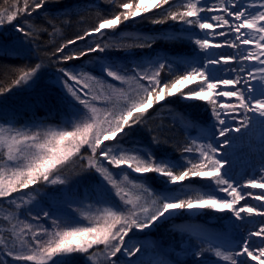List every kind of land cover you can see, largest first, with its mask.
<instances>
[{"label": "snow or ice", "instance_id": "obj_1", "mask_svg": "<svg viewBox=\"0 0 264 264\" xmlns=\"http://www.w3.org/2000/svg\"><path fill=\"white\" fill-rule=\"evenodd\" d=\"M47 2L48 0H16L7 14L0 13V25H4L6 21L12 23L20 16H31ZM165 5L169 7L165 9ZM119 9L111 18L101 17L95 27L56 48L52 55L58 57L57 63L125 47L115 42L108 44L100 41H103L108 30L115 31L121 23L133 20L151 9H161L167 13L153 19L152 23L162 24L170 19L186 25L183 32L200 36L195 40L190 38V41L201 51L196 52L193 59L169 62L168 57H158L150 63L153 69L151 72H141V65H136V75L132 79L146 81V84L140 85L142 95L126 96L119 109H106L103 119L94 106L99 97L93 95L89 98V93L101 81L76 69L59 68L57 82L65 89L63 102L77 116L81 111L78 106L87 109L78 122L70 125L72 130L41 131L40 126L34 123L33 128L37 129L35 132L13 134V129L5 130L0 127V147L6 146L5 157L0 162V199H7L10 208L13 205L17 209L20 207L12 194L28 189L31 185L40 182L65 184L66 181L55 173L74 156L86 161L83 171L95 169L100 174L98 186L103 190L101 202L109 203V200L103 199V193L113 190L121 201L119 205L105 209L94 226L70 227L49 234L41 225H37V234L31 224L25 225L27 232L24 228L17 232L18 225L13 224L7 236L0 229V255L11 257L12 264H73V254L85 257L84 264H92L101 255V264H118L120 254L127 258V264H143L139 258L131 259L141 253L142 248L126 242L125 238L129 237V233H134V230L144 232L177 213L212 209L230 212L229 219L234 226L240 221L255 224L256 230H248L246 234H242L234 245L235 251H224L219 245L213 246L211 242L202 241V244L208 243V248L196 245V250L191 255L194 258L203 257L206 251H214L216 257H223L230 264H264V135L261 137L259 163H253L251 169L244 174L235 172L236 161L227 151L233 148L238 139L232 133L239 134L243 130L247 134L254 121H259L264 127V0H197L195 3L188 0L182 5V10H171V0H155L154 3L149 0L147 5L144 0H122ZM30 27L27 21L16 25L17 31L26 38H30L31 31H35H26ZM94 36L99 37V41H94L95 46L88 45L72 54H64L69 45ZM219 37L224 39L214 42ZM176 39L182 37L177 36ZM154 43V38H147L139 46L151 47ZM223 48L234 51H217ZM100 63L101 72L105 76L121 82L130 79L126 75L128 70L114 62L104 60ZM173 64L181 69L180 74L172 67ZM40 68L41 65L36 64L28 70L22 69L14 84L31 87L39 79L37 73ZM165 69L171 79L161 76ZM227 75L232 78H225ZM197 81L199 83H196V87L188 88V85ZM108 87L114 88L112 85ZM185 88H188L187 92L183 91ZM10 91L11 89L0 87V95ZM117 91L123 92L122 89ZM176 94L185 100L199 99L210 106L215 121L212 128L217 129V125L219 126L218 130L212 132L211 142L196 146L193 141V146L183 149L180 159L157 158L142 147L125 148L122 141L130 136L136 126L144 123L149 109ZM112 95V91H108L106 98L111 99ZM152 139L156 140L155 137ZM109 141H114L117 147L105 143ZM85 146L90 150V155L81 153ZM185 153L195 155L189 158ZM110 167L120 169L125 180H128L129 170L139 174V179L145 180L147 174L155 173L166 187L162 192L156 193L143 183L134 185L141 188L150 200L152 207H146L145 203L148 201L142 203V197L137 196L135 201L127 197L115 178L121 172L114 175L109 171ZM52 176L55 178L50 179ZM194 178L207 181L205 186L208 191L192 195L196 190L184 182H191ZM255 189H260L261 192L254 194ZM219 193H226L227 196L218 198ZM246 198L256 201L255 206L245 203L237 207ZM37 208L43 218L52 219L56 215L55 210L50 213L42 206L37 205ZM10 217L14 218V214H10ZM257 217L258 221L255 219ZM40 218L37 216L34 219ZM52 223L55 227L57 221L53 220ZM48 235L50 239L43 242L42 238ZM16 239L21 241L19 249L12 243ZM101 245L102 252H96L94 249ZM0 264L9 262L0 259ZM150 264L179 262L165 254L164 258ZM195 264L208 262L200 259Z\"/></svg>", "mask_w": 264, "mask_h": 264}, {"label": "trees", "instance_id": "obj_2", "mask_svg": "<svg viewBox=\"0 0 264 264\" xmlns=\"http://www.w3.org/2000/svg\"><path fill=\"white\" fill-rule=\"evenodd\" d=\"M121 2L122 0H99L98 3L92 0H48L42 9L33 12L31 16H20L12 23L6 21L4 25H0V87L11 89L10 92L0 95V123L21 128L33 126L34 123L37 125L51 124L56 126H63V124L67 123L64 127L68 130L71 124H68L69 122H66V120L71 116V113L58 103L49 104L48 100H42L40 104L42 103V107L44 108L34 106L30 109L25 103L19 107L18 105L12 104L11 100H2L10 96L12 91L20 87V85L16 86L14 81L21 74V70H28L36 64L41 65L38 71L39 76L47 74L48 72L58 73L59 68H67L69 70L77 68L78 71L90 70L93 72L94 70L88 66L89 63L103 60L114 63L115 61L121 62V59L111 52L120 54L125 50L149 49L150 47L139 46L145 43L146 38L140 39L130 35L120 41L118 36H104L103 41H100L101 43L112 44L115 42L125 47L109 49L104 53H91L85 57L66 63H57L58 57L52 55L56 48L64 45L68 40L83 35L84 31L95 27L101 17L111 18L112 14L120 10L119 5ZM15 3L16 0H0V13L7 14ZM171 3L173 8L175 2ZM168 7V5H165V9ZM162 14L163 10L161 9L152 10L143 15L141 21L149 25L153 19L161 17ZM25 21L31 26L26 31L35 29V31H31L30 38H26L23 34L15 30L16 25L23 24ZM171 22L175 21L169 19L165 24ZM148 38L155 39V43L152 44L153 47L156 46V48L160 47L161 49L168 50L165 51V55L169 58V62L174 60L170 56L171 52L169 51H186L179 43L166 38L161 32H156V35L152 34ZM14 40L23 41L24 44L21 46V49L1 46V43ZM94 41H99V37L94 36L77 41L76 44L69 45L65 48L64 54H72L73 52L86 48L88 45L95 46ZM172 67L175 69L179 68L176 64H173ZM177 74H180L179 70H177ZM161 76L165 79H171V75L169 73L167 74V69L161 73ZM48 99L55 103V97L51 94ZM164 107L165 105L155 104V107L149 109L144 123L136 126L129 137H125L139 138L140 144L125 143L127 148L133 146L145 149L149 148V151L157 158L167 157L173 159L181 156L183 149L188 147L186 134L183 133L184 127L178 120L170 116V113L165 112ZM183 110L185 112L190 111L188 109ZM78 120L79 118L76 119L75 123ZM153 137L156 138L155 141H153ZM105 143L109 146L115 144L114 141ZM5 152L6 146L0 147V162L3 161ZM81 153L84 155L91 154L87 146L81 149ZM85 163L86 161H81L74 156L63 167L58 168L55 174L59 175L60 179L65 180V184L57 183L52 185L40 182L36 185L29 186L28 189L13 193L12 196L16 198V203L20 205L18 209L15 205L10 208L7 199H0V229L3 230V235H8V230L11 229L13 224L18 225L17 232H19L20 228H24L25 232H27L25 225L31 224L34 226L33 231H37L36 226L41 225L49 234L54 231H63L70 227L89 226L91 220H86L81 217L79 215L80 210L88 207V205L94 209V203L98 200L101 203L103 190L98 186L100 174L95 169L83 171L82 169ZM148 177L152 179L156 178L155 173H149ZM53 178L55 176L50 177V179ZM103 199L109 200V203L113 205H118L119 203V200L111 193H103ZM22 201L31 202L23 203ZM37 205L44 207L50 213L55 210L56 215L52 219L43 218L42 214L38 211ZM10 214H14V218H11ZM37 216L41 218L39 220L34 219ZM5 217H10V219H5ZM53 220L57 221L55 227L52 223ZM160 232L163 242L167 241L168 243L170 242L171 246H178V244H175L176 234L173 230L162 228ZM37 234H39L38 231ZM28 235L30 236L31 233H28ZM49 239L50 235L42 238L43 242H47ZM12 243L19 249L21 244L19 239L12 241ZM73 256V264H84L85 259L80 254H73ZM0 259H4L9 264H12L11 257L0 255Z\"/></svg>", "mask_w": 264, "mask_h": 264}, {"label": "rangeland", "instance_id": "obj_3", "mask_svg": "<svg viewBox=\"0 0 264 264\" xmlns=\"http://www.w3.org/2000/svg\"><path fill=\"white\" fill-rule=\"evenodd\" d=\"M92 1L95 3L99 2V0ZM152 2L154 3L155 0H152ZM171 2H175L171 10H182V5L186 4L188 0H171ZM192 2L195 3L197 0H192ZM144 3L146 5L149 4V0H144ZM152 10L155 9H151L150 11ZM145 14L146 13H142L141 16L125 22L123 25L120 24V27L118 26L115 31L108 30L105 36H118L119 40L121 41L130 35L136 38L143 37L147 39L148 37H151L152 34L156 35V32H161L166 38L171 39L173 42L179 43L181 47L186 49V51H169L171 52L170 56L173 57L174 60L193 59L195 58V53L201 51L190 41V38L191 40H195L200 38V36L192 35L189 32H183L182 29L186 28V25L180 24L178 22H171L169 24L150 23L147 25L143 23L144 21H141L142 16ZM163 15H167V13L163 11ZM201 15H203V13H201ZM177 36L182 37V39H176ZM1 44V46H10L21 49V46H23L24 43L20 40H14ZM165 51L168 50L151 46L149 49L125 50L120 54L111 52L121 59V62L115 61L116 65L120 66L122 69L128 70L126 75L130 79H128L127 82L117 81L112 77L105 76L101 72L102 70L100 61L88 64V66L94 70L93 72L95 73L91 72L90 70L79 71L80 73L87 74V76H94L101 81L100 84H96L94 86V91L89 93V98H91L93 95L99 97L95 101L94 106L99 110V116L101 119H103V114L106 109H119L124 104L126 96L142 95L140 92V85L146 84V81L143 79H132V77H135L136 75V65H141V68L139 69L141 72H151L153 70L152 67H150L151 61H154L158 57H166L167 55H165ZM177 70L181 71L180 68H177ZM37 75L39 79L35 84H32L31 87L21 84L20 87L10 93V96L6 97L2 101L11 100L12 104L18 105L19 107L23 106L25 103L30 109L34 106L37 108H44L42 107V103L40 104L42 100H48L49 104L58 103L71 113V116L66 120V122H69L68 124L75 123L77 118L80 119V117L84 115L87 109H83V106H78L81 111L79 116H77V114L72 112L63 102L62 98L65 95V89H62L61 85L57 82L59 72H48L42 76H39V73H37ZM62 78L63 77H61V79ZM85 82H88L87 79H85ZM196 83H199V81L188 85V88L196 87ZM109 85L114 86V88L109 89ZM188 88L183 89V91L187 92ZM48 89L49 91H47ZM120 89L123 90L122 93L117 91ZM108 91H112L113 93L111 99L106 98V93ZM50 94L55 97V103L48 99ZM158 105H165L163 108L165 109V112L170 113V116L178 120L183 125V133L186 134L188 146H193V141H195L196 146L200 144L206 145L207 143L211 142L210 138L212 136V132L218 130V125L217 129L212 128V125L215 123V121L212 116L211 108L207 105V102L201 101L199 99L185 100L182 99L179 94H176L170 96ZM153 107H155V104ZM183 109H188L190 111L185 112ZM66 125L67 123L63 124V126L51 124L39 125V130L46 131L48 129H67L64 127ZM0 127H3L5 130L9 128L13 129V134H15V132H28V134H31V132H35L37 130L36 128H33V126H25V128H21L2 123H0ZM68 130H72L71 127H69ZM4 134L6 135L7 131ZM139 140L140 139L136 137L125 138L124 141H122V144L125 148H127L125 143L140 144ZM111 147L115 148L117 145L114 144ZM147 150H149V148ZM184 155H189V158H191L195 155V153H185ZM180 158L181 156L173 159ZM193 162H195V160ZM109 171L113 172L114 175L116 172H121L120 169H113L111 167L109 168ZM127 174L128 180L124 179L123 172L115 177L120 186L124 189V193L129 199L134 201L137 196L142 197L141 202L143 203L144 201H148L145 203V206L151 208V202L148 200V197L144 194L143 190L139 187H134V185H140L143 183L146 185V187L150 188L156 193L162 192L166 186L162 184V181L156 176V174V178L154 179L148 177L147 174L146 180L139 179V174H135L130 170ZM206 183L207 181L201 180L199 178H194L191 182L187 180L184 182L185 185L190 184L191 188L196 190V192L192 193V195L197 194V192L199 194H203L204 192L208 191L205 186ZM106 193H111L119 200V197L116 196L114 190ZM226 196V193L218 194V198ZM120 203L121 201L119 200L118 205ZM114 205L110 203L103 204L98 200L94 203V209L88 205V207L82 208L80 210L79 215H81V217L85 218L86 220H91V224H89V226H94L95 222L102 215L103 211L105 209L113 208ZM230 216V212L227 211L219 212L212 209H200L198 211L177 213L171 218L157 223L154 227L144 230V232H136L134 230V233H129L130 240L129 237L125 238L126 242L141 246L142 252L137 253V255L131 259L139 258L143 264H150V262H155L161 258H164L165 254H168L171 259L178 261L179 264H195V261L200 259L207 260L208 264H227L221 257H216L214 251H206L203 257L195 258L191 255V252L196 250V245H202L205 249H207L208 243L202 244V241L211 242L213 246H221V244L226 242L229 243L230 241L237 242L239 240L235 231L237 226L232 224V221L229 219ZM162 228L173 230V232L176 234L175 244H178L177 247L174 245L171 246L170 242L168 243L167 241H162V234L160 232ZM96 249V252H102L103 245ZM118 257V264H127V258L120 256V254H118ZM102 260L103 256L101 255L100 258L98 260H94L92 264H101Z\"/></svg>", "mask_w": 264, "mask_h": 264}, {"label": "bare ground", "instance_id": "obj_4", "mask_svg": "<svg viewBox=\"0 0 264 264\" xmlns=\"http://www.w3.org/2000/svg\"><path fill=\"white\" fill-rule=\"evenodd\" d=\"M249 2H251V0H249ZM217 31H219V29H217ZM223 39H224L223 37H219L214 42H220ZM217 51L231 52L234 50L223 48V49H218ZM225 78H232V77L230 75H227L225 76ZM232 135L237 136L238 139L236 141V144L233 145V148H230L227 151H229L232 154V159L236 161L235 172L237 174H244L247 170L251 169L253 163L255 164L259 163L261 146H262L261 137L262 135H264V127L261 126L259 121H254L249 126V130L247 131V134H245V132L242 130L241 133L239 134L232 133ZM233 149H235V151H233ZM253 192L254 194H259L261 190L255 189L253 190ZM245 203H248L250 206H255L256 201L252 200L251 198H246V200L240 201V204L237 207L243 206ZM255 219L256 221L259 220L258 217ZM235 226H237L235 231L238 235V238H240L242 234H246L248 230H252V231L256 230L255 224H244L243 222L240 221H237ZM236 243L237 242L230 241L229 243L226 242L221 244L220 247L224 251H235L234 245ZM221 258L223 259V257ZM224 262L230 264V261L224 260Z\"/></svg>", "mask_w": 264, "mask_h": 264}]
</instances>
